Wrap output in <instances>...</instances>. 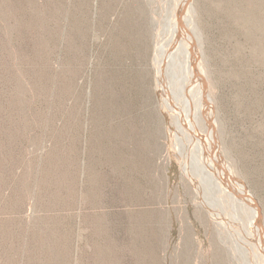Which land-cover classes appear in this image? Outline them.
Segmentation results:
<instances>
[{
  "label": "rangeland",
  "instance_id": "374dc122",
  "mask_svg": "<svg viewBox=\"0 0 264 264\" xmlns=\"http://www.w3.org/2000/svg\"><path fill=\"white\" fill-rule=\"evenodd\" d=\"M181 1L0 0V264H264V0L183 14L217 125L202 168L159 81Z\"/></svg>",
  "mask_w": 264,
  "mask_h": 264
},
{
  "label": "bare ground",
  "instance_id": "6f19581e",
  "mask_svg": "<svg viewBox=\"0 0 264 264\" xmlns=\"http://www.w3.org/2000/svg\"><path fill=\"white\" fill-rule=\"evenodd\" d=\"M188 1L190 0H182L179 3L178 14L173 12L171 21L173 33L170 38L163 35L159 37L156 42V52L159 81L165 90L166 106L170 108L171 115L175 118L181 133L187 135L192 141L191 143L196 148L194 153L197 158L196 164L201 167L198 154L203 155L204 144L202 139L206 135L201 131L200 124L201 122H209L207 140L217 132V125L214 119L213 102L209 99L207 89L204 88L207 82L200 64V52L198 48L195 49L192 46V44L197 45L195 35L188 37L187 40L182 38L183 35V37H187L185 36L186 32H191L183 18V14L188 7ZM211 152L215 163L222 168L221 172H207L213 178V181L218 185L220 183L221 189L226 191L227 189L222 187V182H224L229 189L235 191L237 196L243 197L248 203L254 204L260 210L257 199L249 194L244 186H238V188L232 186L229 179L233 175L226 169L224 160L221 158L220 160L216 159L215 150ZM204 161L208 163L210 168L214 167L212 160L206 158ZM219 177L221 181H219ZM254 228L257 231L258 242L264 245V228L260 226L257 230L255 218ZM260 249L263 252V247L260 246Z\"/></svg>",
  "mask_w": 264,
  "mask_h": 264
},
{
  "label": "water",
  "instance_id": "95a60500",
  "mask_svg": "<svg viewBox=\"0 0 264 264\" xmlns=\"http://www.w3.org/2000/svg\"><path fill=\"white\" fill-rule=\"evenodd\" d=\"M207 87V86H206Z\"/></svg>",
  "mask_w": 264,
  "mask_h": 264
}]
</instances>
